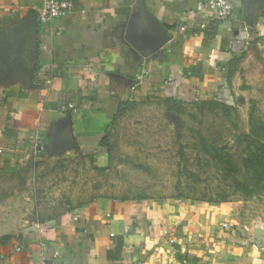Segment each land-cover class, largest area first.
Segmentation results:
<instances>
[{"label":"crops","instance_id":"obj_1","mask_svg":"<svg viewBox=\"0 0 264 264\" xmlns=\"http://www.w3.org/2000/svg\"><path fill=\"white\" fill-rule=\"evenodd\" d=\"M206 1L72 0L66 15L36 19L31 76L0 59V167L76 153L106 165L101 140L127 103L229 97L264 38V0H230L224 20ZM41 2L0 0V48ZM10 236L0 264H264V208L251 201L98 195Z\"/></svg>","mask_w":264,"mask_h":264},{"label":"rangeland","instance_id":"obj_2","mask_svg":"<svg viewBox=\"0 0 264 264\" xmlns=\"http://www.w3.org/2000/svg\"><path fill=\"white\" fill-rule=\"evenodd\" d=\"M244 61L231 95L209 98L219 104L174 105L151 96L127 103L111 128L106 169L81 153L0 167V236L20 231L32 216L44 220L98 195L204 203L225 198L264 208V180L256 184L244 165L259 147L249 143L253 130L264 143V38Z\"/></svg>","mask_w":264,"mask_h":264},{"label":"water","instance_id":"obj_3","mask_svg":"<svg viewBox=\"0 0 264 264\" xmlns=\"http://www.w3.org/2000/svg\"><path fill=\"white\" fill-rule=\"evenodd\" d=\"M36 19L35 15L31 24L32 26H29V28H26L25 30H21L14 38H6L8 44L1 45L0 48V59L2 61L10 66L12 63L15 66H20L23 73L29 77L32 74V67L29 68V66L26 65L27 62H33L32 47L36 38ZM142 21L153 28L158 35H166L160 24L149 17L144 8L142 9Z\"/></svg>","mask_w":264,"mask_h":264},{"label":"trees","instance_id":"obj_4","mask_svg":"<svg viewBox=\"0 0 264 264\" xmlns=\"http://www.w3.org/2000/svg\"><path fill=\"white\" fill-rule=\"evenodd\" d=\"M230 73L232 74V72H230ZM229 76L230 75L227 76L228 79H229ZM165 101L171 102L174 105H181L182 104L181 101H176V100L170 99V98H166ZM219 102L220 101H217V100L213 101L211 99H208V100L201 101L199 104H201L202 106H205V105L213 106L215 104H219ZM190 103L197 104L198 102L197 101H191ZM109 136H110V131L106 132L103 139L101 140V145L104 146L108 152V160H107L108 164L99 165V166H97L98 169H106L110 164L111 144L109 142ZM249 139H250L249 140L250 144L258 143L259 147H257L255 151H253L248 157H246L244 165L246 168L251 169V179L255 180L256 184H258L259 182L264 180V143H260V140L258 138V133L255 132L254 130L252 131L251 135H249ZM216 158L220 162H226L227 163V161L220 156H218ZM1 168L2 169H9V170L12 169L11 167H1ZM240 184H242V183H240ZM244 188H245L247 194H251V192L253 191V189H248L247 184L244 185ZM223 201H226L225 198H223L220 202H223ZM35 220H36V218L34 216H32L31 222H33ZM10 237L11 236L9 234L0 236V244L7 242L10 239Z\"/></svg>","mask_w":264,"mask_h":264},{"label":"built area","instance_id":"obj_5","mask_svg":"<svg viewBox=\"0 0 264 264\" xmlns=\"http://www.w3.org/2000/svg\"><path fill=\"white\" fill-rule=\"evenodd\" d=\"M72 6V0H42L41 5L35 8V15L38 21L47 22L53 18L66 15L72 9ZM203 7L220 20L229 18L233 11V4L230 0H207ZM32 139L35 144L39 142L38 135H35ZM39 229L41 230V228Z\"/></svg>","mask_w":264,"mask_h":264}]
</instances>
